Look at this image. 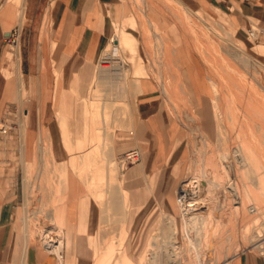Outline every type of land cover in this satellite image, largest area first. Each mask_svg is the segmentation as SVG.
I'll return each mask as SVG.
<instances>
[{
	"label": "crops",
	"instance_id": "0c3cea01",
	"mask_svg": "<svg viewBox=\"0 0 264 264\" xmlns=\"http://www.w3.org/2000/svg\"><path fill=\"white\" fill-rule=\"evenodd\" d=\"M16 1L0 0V264H28V249L32 251V264H50L53 256L28 246L31 221L36 220L39 232L47 230L50 234L51 229L46 228L52 226L57 230V220L64 226L63 233L72 232L78 222L81 202L87 198L91 202L86 207L89 209L87 234L84 244L77 246L79 249L97 248L106 234L115 236L108 248H118V237L124 232L127 239L123 248H143L149 221L142 225L141 241L134 242L129 235L137 216L133 209L141 206V213L146 217L149 209L144 207L150 201L151 185L156 189L166 185L163 194L152 193L160 206L167 185L174 183L168 181V170H186L189 148L182 143L187 130L183 113L188 115L195 108L201 120L204 119L207 102L213 94L207 68L188 36L178 30L162 29L161 19L155 18V22L164 31L165 38L152 36V58L140 54L138 39L126 29L125 20L132 18L133 26L140 24L128 15L131 9L125 0H21L19 5ZM187 1L196 6L199 1L215 19L223 13L229 14L234 23L238 22V15L230 10L232 7V10H247L256 19L264 20V5L257 4L256 0ZM14 28L19 30V42L11 46L12 52L10 45L5 44V37ZM115 28L123 29L136 41V57L126 60L131 64L129 72L141 75L138 80L131 75L136 80L135 92L125 90L118 94V70H109L102 64L103 57L108 56L105 48ZM97 60L99 69H96ZM257 65L251 60L248 66L240 67L251 75L252 69L257 72ZM108 72L110 76L103 74ZM96 104L99 109L103 104L107 107L109 122L103 139L109 138L110 143L106 158L111 159L118 145L133 146L140 151L139 162L128 168L127 187H122L127 193L118 189L116 193L106 192V200L111 202L110 214L102 216L99 211L96 215L97 199L89 196L85 184L67 169L63 202L55 208L48 207L55 199L53 192L35 193L41 187L39 179L49 174L44 171V162L38 166L40 171L35 182L29 180L26 165L36 164L33 158L39 138H66L69 143V138H79L78 141L85 138L86 142L87 138L101 137L100 126L106 111L105 108L95 111ZM115 136L127 139L118 143L113 141ZM102 147L100 144L101 150ZM62 152L66 150L63 148ZM37 202L41 203L40 208L35 207ZM124 202H131L133 209H127ZM166 204L170 214L173 205L169 201ZM97 216L100 222L110 219V230L98 227ZM24 219L29 220V225ZM162 225L158 224L157 229L163 231ZM95 231L100 232V241L90 240V233ZM43 248L50 252L47 247ZM53 255L56 261L52 262L62 264V244ZM89 256V251L81 252L77 264L90 263ZM227 264H264V249L245 247L232 255Z\"/></svg>",
	"mask_w": 264,
	"mask_h": 264
},
{
	"label": "rangeland",
	"instance_id": "374dc122",
	"mask_svg": "<svg viewBox=\"0 0 264 264\" xmlns=\"http://www.w3.org/2000/svg\"><path fill=\"white\" fill-rule=\"evenodd\" d=\"M20 1H16L18 5ZM125 1L129 3L131 9L128 15L131 14L134 21L140 24L133 26L132 18L125 20L126 29L138 39L140 54H148L152 58L154 55L152 36L158 38L160 35L165 38L162 30L164 28H169L173 32L178 30L188 36L193 49L207 68L213 94L207 102L204 119L201 120V115L195 108H191L188 115L183 113L187 130L182 143L189 148V160L186 170L182 169L181 172L176 168L168 170V181L174 183L167 185L163 204L159 206L152 193L156 191L163 194L166 185L159 186L158 189L151 185L153 188L150 192V201L148 206L144 207L149 209L146 217L141 213V206L133 209L131 202H127V209H133L137 215L133 221V232L129 234L134 242L141 241L142 225L144 221H149L144 247L123 248L127 239L124 232L118 237V248H108V245L112 244L111 241L115 240V236L106 234L105 238H101L100 246L97 248L79 249L78 247L84 244L87 234L89 209L86 207L91 204L87 198L81 202L78 222L72 232L63 233L64 226L59 220L56 225L58 231L52 229L55 226L46 228L51 229L49 236L54 237V240L50 239L57 247L56 253L62 244V264H77L79 254L85 251H89L90 255L87 258L90 262L88 264H99V261L105 260H109V264H132L131 260L135 264H227L232 255L245 247L264 248V20L256 19L247 10L235 8L232 10V7L230 10L238 15V22L234 23L229 14L223 13L215 19L198 0L197 6L187 0ZM256 2L264 5V0ZM196 13H200L201 15L198 14L200 17ZM155 18L162 20V29L157 26ZM252 26L258 30L262 28L257 31L256 39L249 35V28ZM109 43L106 46V49H109L106 52L108 56L103 57V66L109 70L128 69L124 77L121 74L123 72H116V75H119L116 80L119 88L116 92L118 94L125 93V90L135 92L133 84L141 75L130 73L128 65L131 64L127 62L134 60L132 58L134 55L117 47L109 48ZM231 45L239 47L248 57V62L243 63L244 61L233 56L232 50L229 53ZM8 47L10 50L11 46ZM14 49L16 53V48ZM251 60L258 65L257 72L252 69L250 75L243 72L240 66H248ZM99 68L97 60L96 69ZM103 74L110 76L111 73ZM131 75L135 76L136 80ZM101 106L103 108L100 109L99 105L94 106L95 111L104 108L106 111L100 126L101 137H90L86 142L85 138H80L81 141H78L79 138H69L71 141L69 143L66 138H39L33 158L36 164L26 166L29 180L35 182L40 171L38 166L40 162H44L46 169L44 171L49 174L39 179L41 187L39 191L38 189L37 192L34 191L36 194L44 191L53 192L55 199L48 203V207L55 208L63 202L67 169L85 184L89 196L97 199L96 215L99 211L102 216L110 214L111 202L106 200L108 197L105 195L106 192L110 193L112 187H117L119 191L122 187H127L128 168L138 162L123 167L122 158L119 157L135 148L118 145L117 150L111 153L112 159H105L110 139L107 137L108 139L104 141L103 135L106 136L104 129L109 120L106 115L107 107L104 104ZM180 115L182 117V114ZM125 139L126 136H115L113 141L117 140L120 143ZM100 144L103 146L102 150ZM63 148L66 150L65 153L62 152ZM101 170L106 173L103 174L104 171ZM189 179L199 182L202 189L198 195L192 197L195 202L194 210L188 212L180 202L183 195L180 189ZM167 201L173 205L170 214ZM28 203L29 201L26 202ZM35 204V207H41L40 202ZM45 206L46 204L43 205L44 209L47 207ZM193 215H199L200 218H190ZM24 220L29 225V220ZM107 220L100 222L97 216L95 223H98V227L101 226L103 231L110 230L111 221L109 218ZM161 223L163 231L157 229V225ZM36 224V220L31 221L32 226L28 232L31 239L28 246L37 248L44 255L53 256L51 262L56 261L53 253H48L43 248L50 245L44 243L42 233L37 230ZM94 235H97V238L93 237ZM91 239L100 241V232L90 233ZM94 245L95 243L92 244ZM109 252L111 255H107Z\"/></svg>",
	"mask_w": 264,
	"mask_h": 264
},
{
	"label": "bare ground",
	"instance_id": "6f19581e",
	"mask_svg": "<svg viewBox=\"0 0 264 264\" xmlns=\"http://www.w3.org/2000/svg\"><path fill=\"white\" fill-rule=\"evenodd\" d=\"M199 11H200V9H198ZM200 12H203L202 10L200 11ZM204 13V12H203ZM198 14H200V13H198ZM201 15V14H200ZM199 16V15H198ZM200 17V16H199ZM251 31H254V33L252 32L251 33ZM257 31H260V30H258L256 27H250L249 28V35L252 37V38H254V39H256V37L258 36V34H257ZM9 34V33H8ZM7 34V35H8ZM7 37V36H6ZM112 40H110L109 42V44H110V47L109 48H111V46H113V47H117V48H119L120 50H123V51H125L126 53H129V54H132V55H134V57H136V41H135V39L132 37V35L131 34H129V33H127L126 31H124L123 29H115L114 31H113V34H112ZM18 42H19V40H18ZM18 42H17V44H18ZM112 43V44H111ZM6 44V43H5ZM16 44V45H17ZM8 45V44H7ZM229 45V44H228ZM107 46V45H106ZM228 47V46H227ZM106 49V48H105ZM113 49V48H112ZM115 49V48H114ZM107 50H109V49H106L105 51L106 52H108ZM230 50H232L231 51V53H233V56H235V57H237V58H239L240 60H242V61H244L243 63H246V62H248V57H246L245 56V53L239 48V47H237V46H235V45H231V49H229V53H230ZM114 51H116V50H114ZM111 52V51H110ZM227 53H228V51H227ZM228 53V54H229ZM134 57H132V58H134ZM234 57V58H235ZM113 57H111V59H112ZM117 65V64H116ZM118 71H120V72H123V73H121V74H123V76L122 77H124L125 75H127V72H128V70L127 69H125V68H120V69H118ZM95 106V105H94ZM105 112V111H104ZM98 139V138H97ZM96 139V140H97ZM72 149V148H71ZM136 149V148H135ZM131 150V149H130ZM123 153V152H122ZM106 155H108V154H106L105 153V156ZM120 155V154H119ZM123 156H124V154L122 155V156H120L119 158H122L123 159ZM106 160H107V158H105ZM112 159V158H111ZM103 161V160H102ZM109 161V160H108ZM111 161V160H110ZM93 162V161H92ZM112 162V161H111ZM110 163V162H109ZM91 164V163H90ZM89 164V165H90ZM104 167H105V165H104ZM101 169H103L102 167H100ZM114 169V168H113ZM112 169V170H113ZM99 171V170H98ZM104 171V170H103ZM102 170H101V172H103ZM109 171H111V169L109 170ZM114 171V170H113ZM100 173V172H99ZM106 172L104 171V173L103 174H105ZM100 177H102V175H100ZM110 177V176H109ZM109 180V179H108ZM190 187V189H188V188ZM116 189H118L117 187H112L111 188V193H116ZM122 189V188H121ZM202 189V187L200 186V184H199V182H197L196 180H194V179H189L188 181H187V183L185 184L184 183V186H182V188L180 189V191L181 192H183V195H182V197H180V202H181V204L183 205V207L185 206L186 208H187V210H188V212L189 211H193L194 210V204H195V202H194V200H192V197H194V196H196V195H198L199 194V192H200V190ZM122 192H123V194H125V193H127L126 191H125V189H122L121 190ZM180 192V193H181ZM104 193V192H103ZM198 202V201H197ZM204 203V201L202 202V204ZM126 204V202H124V205ZM197 204V203H196ZM127 205V204H126ZM182 207V206H181ZM196 210V209H195ZM188 212H186L187 214H188ZM184 213V212H183ZM190 214V213H189ZM190 218H200V216L199 215H193V216H191ZM190 220V219H189ZM201 220H203L202 218H201ZM186 221V220H185ZM188 222V221H187ZM26 224V223H25ZM168 224V223H167ZM170 226V225H169ZM189 228V227H188ZM41 233H42V237H43V240H44V243L46 244V245H50V247L49 246H46L47 248H49V251L50 252H52L53 254H57L56 252H57V247L53 244L52 245V241H51V237L49 236L50 234H49V231H41ZM173 233V232H172ZM172 237V236H171ZM53 240V239H52ZM171 244V243H170ZM258 246H261V245H258ZM172 247L173 248H175V246L172 244ZM194 247V246H193ZM177 248V247H176ZM262 249H264V248H262ZM49 253V252H48ZM50 264H52L51 262H50Z\"/></svg>",
	"mask_w": 264,
	"mask_h": 264
},
{
	"label": "built area",
	"instance_id": "2783aa9c",
	"mask_svg": "<svg viewBox=\"0 0 264 264\" xmlns=\"http://www.w3.org/2000/svg\"><path fill=\"white\" fill-rule=\"evenodd\" d=\"M254 33V31H251V33ZM19 40V30L18 28H14L12 31L9 32L7 37H5V43L10 46H15ZM104 63V62H102ZM1 131L3 133L6 132L5 128H1ZM141 158L140 151L138 149H131L128 150L121 161V165L124 167L126 164H134L136 162H139Z\"/></svg>",
	"mask_w": 264,
	"mask_h": 264
},
{
	"label": "water",
	"instance_id": "95a60500",
	"mask_svg": "<svg viewBox=\"0 0 264 264\" xmlns=\"http://www.w3.org/2000/svg\"><path fill=\"white\" fill-rule=\"evenodd\" d=\"M28 264H32V251L29 250L28 252Z\"/></svg>",
	"mask_w": 264,
	"mask_h": 264
}]
</instances>
